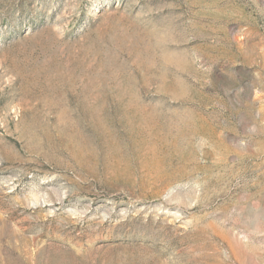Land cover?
Here are the masks:
<instances>
[{
    "label": "rangeland",
    "instance_id": "374dc122",
    "mask_svg": "<svg viewBox=\"0 0 264 264\" xmlns=\"http://www.w3.org/2000/svg\"><path fill=\"white\" fill-rule=\"evenodd\" d=\"M0 264H264V0H0Z\"/></svg>",
    "mask_w": 264,
    "mask_h": 264
}]
</instances>
